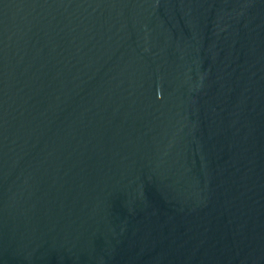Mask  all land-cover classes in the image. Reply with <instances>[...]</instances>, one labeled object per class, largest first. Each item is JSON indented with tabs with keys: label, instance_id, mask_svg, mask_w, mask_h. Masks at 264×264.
<instances>
[{
	"label": "water",
	"instance_id": "obj_1",
	"mask_svg": "<svg viewBox=\"0 0 264 264\" xmlns=\"http://www.w3.org/2000/svg\"><path fill=\"white\" fill-rule=\"evenodd\" d=\"M0 264H264V0H0Z\"/></svg>",
	"mask_w": 264,
	"mask_h": 264
}]
</instances>
